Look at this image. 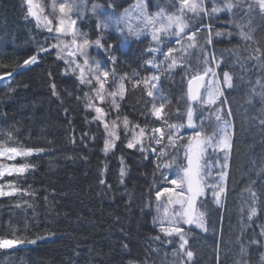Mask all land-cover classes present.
Listing matches in <instances>:
<instances>
[{"label": "snow or ice", "instance_id": "snow-or-ice-1", "mask_svg": "<svg viewBox=\"0 0 264 264\" xmlns=\"http://www.w3.org/2000/svg\"><path fill=\"white\" fill-rule=\"evenodd\" d=\"M24 2L25 18H33L37 28L52 35L46 38V46L38 45L37 51L18 63L16 68L36 65L42 53L54 50L56 59L65 65L63 74L71 72L78 81L76 91L82 93L77 95L69 91L67 96L78 101L82 99L85 109L94 113L85 117V123H94L97 129H103V154L114 155L119 141L127 149L138 151L144 159H148L149 154L155 156L153 184L145 205L154 207L156 212L153 225L158 234L151 239L159 245L171 246V264H196V253L189 246L190 238L197 229L202 233L210 230L208 198L210 196L212 203L221 209L227 199V178L235 136L227 91L246 90L247 103L254 110L249 117L250 127L258 126L264 134V42L256 38L259 29L253 23L256 13L264 18V0H164L163 3L156 0L155 5L152 0H135L130 8L119 12L120 6L114 0H51L47 14L45 6L36 0ZM152 7L154 11L150 10ZM221 13L228 16L229 21L223 27H217L214 21L221 18ZM245 18L246 23L239 22ZM86 19L94 21V39L89 32L77 27L78 22ZM113 34L115 43L107 38ZM141 37H150L148 46L139 57L142 63L130 73H118L116 67L121 61L117 53L127 56V52L120 50L125 46L131 49L129 39L140 40ZM225 38L229 43L238 39L243 45L237 44L226 50L230 52L231 64H227L223 55L218 58L212 47ZM48 39L51 43H47ZM96 56H102L103 63ZM224 65L226 67H222ZM8 67L0 64V68ZM177 69L182 73L181 95L172 112L167 110L172 101L163 90L161 77L166 75L171 79ZM48 75L51 77L52 73ZM12 76L13 71H5L0 80ZM129 86L132 91L140 89L151 98L142 100L151 107L141 115L154 117L159 126L141 125L122 113V102ZM50 88L52 95L63 103L54 82ZM64 111L67 113L68 109ZM184 130L191 132L185 135ZM97 138L96 133L82 131L79 139L87 147L88 141L94 142ZM70 142L76 143L74 129ZM43 152L44 148L26 146L13 131H8L5 139L0 140V158L6 157L9 161L23 158L25 162L0 164V178L5 175L20 177L34 171L36 165L27 162V158ZM119 161V183L123 184L128 169L123 155ZM252 165L256 179L250 180L241 194L243 199V193H247V199L243 201L245 207L241 208V221L249 228H253L254 218L262 211L255 185L264 182V158L258 170L255 161ZM106 171L107 164L101 169L99 184L111 189L103 178ZM157 173L159 185L155 179ZM7 189L0 183V197L18 193L21 196L34 195L27 188L17 186L16 180L7 181ZM23 203L32 207L26 200ZM255 228L259 231L250 239H246L241 228L236 240L239 259L234 264H251L254 249L258 253V264H264V225H255ZM38 239L44 237L28 239L9 222L6 234H0V249L36 244ZM122 248L127 249V243H123ZM159 251V247L151 248L142 264H155L150 255ZM164 256L168 257L167 251Z\"/></svg>", "mask_w": 264, "mask_h": 264}, {"label": "trees", "instance_id": "trees-1", "mask_svg": "<svg viewBox=\"0 0 264 264\" xmlns=\"http://www.w3.org/2000/svg\"><path fill=\"white\" fill-rule=\"evenodd\" d=\"M114 2L120 6L117 9L119 12L130 8L135 0ZM152 3L155 5L156 0H152ZM150 10L154 11L155 8ZM25 17L24 0H0V64L9 66L0 68V75L13 71L12 77L0 80V140L5 139L8 131H13L24 145L42 147L45 152L27 158V162L36 165L34 171L20 177L5 175L0 178L6 191L7 181L16 180L17 186L34 193L31 196L18 193L0 197V234H6V226L10 222L28 239H44H38L36 244L25 243L12 249H0V264H142L149 256L150 249L157 247L159 253H151L150 260H154L155 264H171V246L159 245L151 239L158 234V229L153 225L156 212L154 207L145 206L149 201V188L153 184L155 158L149 154L148 159H144L138 151L127 149L119 141L114 155L103 154V129H97L94 123H85V117L94 113L85 109L82 99L78 101L67 96L69 91L77 95L82 93L76 91L79 87L76 77L71 72L63 74L65 65L56 59L54 50L42 53L36 65L16 68L18 63L37 51L38 45L46 46V38L52 35L43 28H37L33 18ZM228 21L229 17L226 16L214 23L221 27ZM239 22L246 23L247 18ZM253 23L259 29L256 38L264 42V18L256 13ZM77 26L95 38L94 21L86 19L78 22ZM107 38L112 43L116 42L115 34ZM149 40L150 37L129 39L131 49L125 46L120 50L128 55L117 53L121 61L116 67L118 73H130L138 68L142 63L139 57ZM47 43H51V40L48 39ZM237 44L243 47L238 39L229 43L225 38L212 47L218 58L223 55L227 64H231L230 52L226 50ZM96 59L103 63L102 56H96ZM49 72L52 73L51 77ZM141 74H144L143 69ZM181 74L177 69L171 79L166 75L161 77L163 90L172 101L168 111L174 112L177 107V98L181 95ZM53 82L63 103L52 95L50 84ZM84 91L88 89L84 88ZM226 95L235 124L227 199L225 207L221 209L212 203L210 196L208 198L206 207L210 230L202 233L197 229L190 238L189 246L196 253V264H217V255L219 264H234L239 259L236 240L241 228L246 233V239H250L259 231L255 225H264V182L255 185L262 202V211L254 218L255 231L241 221V208L245 207L243 201L247 199V193H243V199L241 194L249 181L256 179L252 161L256 162L258 170L264 158V134L258 126L250 127L249 117L254 110L247 103L246 90L237 88L227 91ZM150 99L140 89L132 91L129 86L122 102V113L141 125L148 123L155 127L156 121L151 116L141 115L151 107L142 100ZM65 108L68 109L67 113ZM72 129L75 130V144L70 142ZM82 131L96 133L97 140L88 141L85 147L79 139ZM121 155L128 169L123 184L119 183L118 176ZM22 162H25L23 158L15 161L0 158V164L4 165ZM105 164L107 171L103 178L112 186L111 189L99 184L100 172ZM155 179L159 185V173ZM25 200L32 205L31 208L23 203ZM17 204L21 206L17 207ZM123 243H127V249L122 248ZM165 251L168 252L167 258ZM250 259L251 264H258L257 250H253Z\"/></svg>", "mask_w": 264, "mask_h": 264}, {"label": "rangeland", "instance_id": "rangeland-1", "mask_svg": "<svg viewBox=\"0 0 264 264\" xmlns=\"http://www.w3.org/2000/svg\"><path fill=\"white\" fill-rule=\"evenodd\" d=\"M50 11V10H49ZM48 11V12H49ZM220 15H224L225 17H226V15L224 14V13H221ZM79 29V28H78ZM80 30V29H79ZM67 39H69L70 40V38H67ZM93 55L95 56V53L93 52ZM154 118V117H153ZM154 120H155V118H154ZM156 121V120H155ZM157 122V123H156ZM155 122V126H159V121H156ZM210 130V129H209ZM188 132L185 134V135H188V134H190V132H191V130H187ZM222 155V154H221Z\"/></svg>", "mask_w": 264, "mask_h": 264}, {"label": "bare ground", "instance_id": "bare-ground-1", "mask_svg": "<svg viewBox=\"0 0 264 264\" xmlns=\"http://www.w3.org/2000/svg\"><path fill=\"white\" fill-rule=\"evenodd\" d=\"M154 158H155V156H154Z\"/></svg>", "mask_w": 264, "mask_h": 264}]
</instances>
